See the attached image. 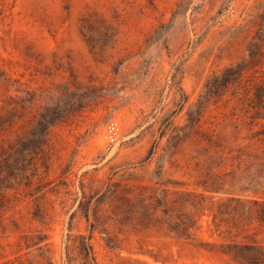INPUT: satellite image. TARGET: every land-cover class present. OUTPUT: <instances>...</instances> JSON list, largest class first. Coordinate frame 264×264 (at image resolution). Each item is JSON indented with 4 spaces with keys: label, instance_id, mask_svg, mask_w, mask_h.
<instances>
[{
    "label": "rangeland",
    "instance_id": "1",
    "mask_svg": "<svg viewBox=\"0 0 264 264\" xmlns=\"http://www.w3.org/2000/svg\"><path fill=\"white\" fill-rule=\"evenodd\" d=\"M262 98L264 0H0V262L264 250Z\"/></svg>",
    "mask_w": 264,
    "mask_h": 264
},
{
    "label": "trees",
    "instance_id": "2",
    "mask_svg": "<svg viewBox=\"0 0 264 264\" xmlns=\"http://www.w3.org/2000/svg\"><path fill=\"white\" fill-rule=\"evenodd\" d=\"M219 84L221 85V83ZM217 86H214V88ZM261 102L264 107L263 98ZM259 206L261 207V211L259 212V219L261 221H264V202L260 203ZM91 240H92L91 236H86L83 234H79L77 236L70 235L68 238L67 254L64 264H98ZM73 248L78 251L77 256H74L73 253L71 252L73 251L72 250ZM233 256L235 259L239 260L241 264H264V250H262L259 246L256 245L239 246L235 250V252H233ZM0 264H34V263L18 256L12 259H7L5 261H2L0 262ZM44 264H53V263L51 261H47Z\"/></svg>",
    "mask_w": 264,
    "mask_h": 264
},
{
    "label": "built area",
    "instance_id": "3",
    "mask_svg": "<svg viewBox=\"0 0 264 264\" xmlns=\"http://www.w3.org/2000/svg\"><path fill=\"white\" fill-rule=\"evenodd\" d=\"M120 137H121V131L119 126H117L116 124H110L107 128L106 139L110 143L114 144L118 142Z\"/></svg>",
    "mask_w": 264,
    "mask_h": 264
}]
</instances>
